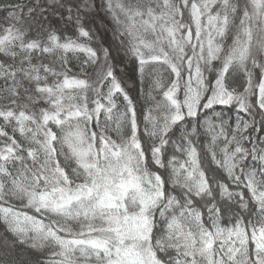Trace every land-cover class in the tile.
<instances>
[{
    "label": "snow or ice",
    "instance_id": "obj_1",
    "mask_svg": "<svg viewBox=\"0 0 264 264\" xmlns=\"http://www.w3.org/2000/svg\"><path fill=\"white\" fill-rule=\"evenodd\" d=\"M0 264H264V0H0Z\"/></svg>",
    "mask_w": 264,
    "mask_h": 264
},
{
    "label": "trees",
    "instance_id": "obj_2",
    "mask_svg": "<svg viewBox=\"0 0 264 264\" xmlns=\"http://www.w3.org/2000/svg\"><path fill=\"white\" fill-rule=\"evenodd\" d=\"M98 27H100V28L106 27V25H105L103 20L100 21V24L98 25Z\"/></svg>",
    "mask_w": 264,
    "mask_h": 264
}]
</instances>
